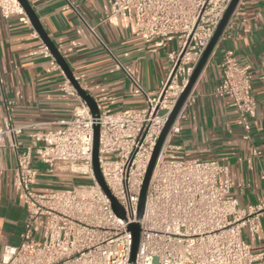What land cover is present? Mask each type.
<instances>
[{
    "label": "built area",
    "instance_id": "1",
    "mask_svg": "<svg viewBox=\"0 0 264 264\" xmlns=\"http://www.w3.org/2000/svg\"><path fill=\"white\" fill-rule=\"evenodd\" d=\"M106 1L104 19L117 18L121 26L146 42H177L167 52L168 72L154 94L132 78V93L145 98L140 107L112 111L101 108L96 100L98 117L91 115L71 85L63 87L76 101L71 117L43 134L36 146L18 148L16 136L22 127L6 117L0 127V144L11 139L16 159L13 185L26 218L19 242L2 246L0 264H264L243 237L244 229L254 237L264 219V201L241 207L231 194L226 165L167 153L180 150L171 142L192 101L191 89L167 131L147 183L143 214L136 220L141 186L156 142L231 0ZM68 3L74 6L72 1ZM14 14L26 20L17 0H0V16ZM87 26L110 53L95 26ZM39 51L55 64L45 45ZM250 88V67L227 56L214 94L228 98L236 109L244 138H249L255 125L256 101ZM95 124L99 126V169L122 206L124 218L114 213L93 174ZM35 162L72 176L84 175L90 183L38 188ZM261 179L264 181V174ZM135 221L140 232L130 263L132 234L127 227Z\"/></svg>",
    "mask_w": 264,
    "mask_h": 264
},
{
    "label": "crops",
    "instance_id": "2",
    "mask_svg": "<svg viewBox=\"0 0 264 264\" xmlns=\"http://www.w3.org/2000/svg\"><path fill=\"white\" fill-rule=\"evenodd\" d=\"M27 1L81 87L101 108L119 111L142 106L145 98L132 93V78L149 94L158 90L169 69L167 52L177 47L176 41L146 42L117 18L104 19L106 0ZM87 24L95 26L110 53ZM42 45L27 16L25 21L17 14L0 16V127L6 117L22 127L16 136L18 148L39 145L43 134L70 119L76 102L63 88L71 84L58 64L51 65L40 53ZM227 56L250 67L256 110L249 138H244L246 132L229 99L214 94ZM191 97L171 142L180 150L167 153L226 165L231 194L241 207L264 201V0L238 1L191 88ZM15 161L11 139L5 138L0 144V256L4 244L19 242L26 218L13 185ZM34 166L38 188L72 183L70 174L38 162ZM243 237L264 260V219L253 238L245 229Z\"/></svg>",
    "mask_w": 264,
    "mask_h": 264
},
{
    "label": "water",
    "instance_id": "3",
    "mask_svg": "<svg viewBox=\"0 0 264 264\" xmlns=\"http://www.w3.org/2000/svg\"><path fill=\"white\" fill-rule=\"evenodd\" d=\"M19 4L21 5L25 15L28 17L30 23L32 24L33 28L35 31L38 33L39 37L41 38L42 42L44 45L48 48L51 56L54 58L55 62L58 64L60 69L63 71L65 77L71 84V86L75 89L77 94L81 97V99L87 104L89 107V110L91 112V115L93 117H98L99 116V108L96 103V100L91 96L84 88L81 87L75 76L73 75L71 69L67 65L65 59L55 46V44L51 41L49 36L47 35L46 31L44 30L41 22L39 21L36 13L34 12L33 8L31 7L30 3L27 0H17ZM239 0H231L224 11L222 18L220 19L208 45L204 49L199 61L197 62L190 78L185 86L184 90L180 94L178 100L176 101V104L174 105L171 113L168 116V119L166 121V124L164 128L161 131V134L156 142V145L154 147V150L152 152L150 161L148 163L143 183L141 186L140 190V195H139V200H138V205H137V212H136V220H139L143 214V209H144V201H145V192H146V187L148 180L150 178L152 169L154 167V164L157 160V157L159 155L161 146L163 144V141L165 139V136L167 134V131L173 122L178 110L180 109L183 101L187 97L191 87L193 86L201 68L203 67L204 63L206 62L209 54L211 53L216 41L218 40L219 36L221 35L230 15L232 14L235 6L237 5ZM98 137H99V126L95 124L93 126V149H92V169H93V174L95 176L96 181L98 184L101 186L103 191L106 193V195L109 197L111 201V206L114 211V213L121 218H124L125 212L122 208V206L118 203V201L112 196L110 193L109 189L107 188L104 179L101 175L100 169H99V163H98ZM127 229L131 232L132 234V246H131V253H130V263L134 262L135 259V254H136V249H137V244H138V239H139V232H140V227L137 221L132 222L128 225Z\"/></svg>",
    "mask_w": 264,
    "mask_h": 264
},
{
    "label": "rangeland",
    "instance_id": "4",
    "mask_svg": "<svg viewBox=\"0 0 264 264\" xmlns=\"http://www.w3.org/2000/svg\"><path fill=\"white\" fill-rule=\"evenodd\" d=\"M107 158H111V157L107 156ZM72 177H73L72 183L74 184H89L90 183V179L84 175H73Z\"/></svg>",
    "mask_w": 264,
    "mask_h": 264
}]
</instances>
